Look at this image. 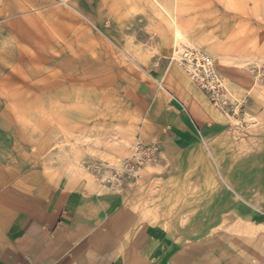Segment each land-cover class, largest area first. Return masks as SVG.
Listing matches in <instances>:
<instances>
[{
    "label": "rangeland",
    "instance_id": "rangeland-1",
    "mask_svg": "<svg viewBox=\"0 0 264 264\" xmlns=\"http://www.w3.org/2000/svg\"><path fill=\"white\" fill-rule=\"evenodd\" d=\"M177 1L202 45L177 44L169 17L159 28L153 0H0V186L60 196L89 182L126 196L160 169V142L135 130L147 110L132 104L145 76L134 57L178 66L233 138L264 146V0ZM179 46L192 54L175 59Z\"/></svg>",
    "mask_w": 264,
    "mask_h": 264
},
{
    "label": "crops",
    "instance_id": "crops-1",
    "mask_svg": "<svg viewBox=\"0 0 264 264\" xmlns=\"http://www.w3.org/2000/svg\"><path fill=\"white\" fill-rule=\"evenodd\" d=\"M153 1L159 28L169 17L177 44L202 45L174 17L177 0ZM151 57L133 59L147 78L132 104L147 110L135 130L160 142V169L126 196L89 182L60 196L0 186V264H264V146L233 138L178 66Z\"/></svg>",
    "mask_w": 264,
    "mask_h": 264
},
{
    "label": "built area",
    "instance_id": "built-area-1",
    "mask_svg": "<svg viewBox=\"0 0 264 264\" xmlns=\"http://www.w3.org/2000/svg\"><path fill=\"white\" fill-rule=\"evenodd\" d=\"M189 54H192L191 52L189 53ZM188 54V55H189ZM206 62H207V64H205V66H203V69L205 70V74H207V73H211V71H213V69L211 68L212 67V65L211 64H209V62H208V60H206ZM190 72L192 73V75L194 76V77H197V76H199V69H197V67H193V66H190ZM212 75V74H211ZM211 75H209L208 76V78H210V76ZM204 76H207V75H204ZM202 80H204L205 81V78L204 77H200ZM207 79V78H206ZM212 81H213V84L215 83V77H213L212 76Z\"/></svg>",
    "mask_w": 264,
    "mask_h": 264
},
{
    "label": "bare ground",
    "instance_id": "bare-ground-1",
    "mask_svg": "<svg viewBox=\"0 0 264 264\" xmlns=\"http://www.w3.org/2000/svg\"><path fill=\"white\" fill-rule=\"evenodd\" d=\"M174 20H175V19H174ZM185 48H186V47H185ZM183 49H184V48L181 47L180 49H178V50L175 51V56H174L175 59H177V60H181V59H182V58L179 56V54L181 53V51H182ZM184 50H185V51H184L185 53H187V54L190 53L189 50H188L187 48L184 49ZM205 59L208 60L209 64L212 65L213 62H212V60H211L210 58H206V57H205Z\"/></svg>",
    "mask_w": 264,
    "mask_h": 264
}]
</instances>
